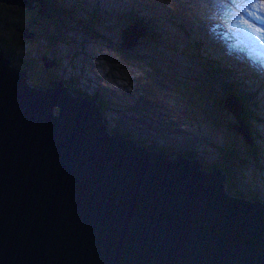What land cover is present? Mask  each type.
I'll return each instance as SVG.
<instances>
[{
    "label": "water",
    "instance_id": "water-1",
    "mask_svg": "<svg viewBox=\"0 0 264 264\" xmlns=\"http://www.w3.org/2000/svg\"><path fill=\"white\" fill-rule=\"evenodd\" d=\"M0 1L50 16L46 0ZM25 68L0 50V264H264V202L113 125L86 90L30 86Z\"/></svg>",
    "mask_w": 264,
    "mask_h": 264
},
{
    "label": "rangeland",
    "instance_id": "rangeland-1",
    "mask_svg": "<svg viewBox=\"0 0 264 264\" xmlns=\"http://www.w3.org/2000/svg\"><path fill=\"white\" fill-rule=\"evenodd\" d=\"M57 2L65 22L61 37L54 25H47L41 31L39 29L44 27L45 21L43 24L28 23L26 14L13 11L14 19L11 11L8 13L11 17L7 18L8 10L0 7V19H7L2 25L10 26L9 33L15 39L12 54L15 53L14 57L18 53L21 55L23 61L19 67L27 66V80H37L34 74L29 73L33 58L40 65V62L43 64L42 55H47L46 59L52 58L53 62L46 66L45 75L48 72L59 74L61 79L88 93L109 97L106 101L109 108L103 113L113 125L159 145L166 143L178 148L187 143L196 144L201 166L217 160L228 167L223 158L227 159L232 164L230 174L235 179L230 188L246 196L256 193L264 201V57L255 54L253 50L257 49L251 48L253 55L261 58L254 57L245 47L257 44L251 42L246 33L253 41L259 32L264 37V24L252 26L253 21L263 20L261 15L264 11H258L250 19L247 17L253 15L258 7L264 9V0ZM141 4L144 6L142 10ZM129 6L140 14H147L153 26L150 27L151 33L145 31L135 43L122 48L119 43L132 39L129 30L124 39L121 37V29L130 25L121 24ZM92 9H100L108 18L103 19V15L96 20L103 22L94 24L93 19L87 16ZM154 12L159 15L156 19L153 18ZM19 17L23 18L22 23L27 22L36 29L35 34L16 37L15 29L23 34V29L15 24ZM116 18L121 22H116ZM235 20L245 21L248 28V31H235L234 35L238 36L237 43L234 42L236 48L221 37L219 31L220 27L223 28L227 36V31L235 27ZM2 25V44L13 46ZM138 29L141 28L133 27L136 32ZM53 34L55 37L52 39ZM239 41L245 45L241 49ZM205 59H214L224 67L231 64L239 66L241 70L235 75L245 82L241 88L255 92L254 119L257 121L252 127L258 134L256 158L246 145L251 143L247 141V133L234 128L235 125L242 126L234 113L222 104L226 93L219 89L218 76L213 73L217 77L213 80L201 67L205 65ZM23 62L26 65H22ZM220 97L222 105L218 101ZM219 150L222 151L218 153Z\"/></svg>",
    "mask_w": 264,
    "mask_h": 264
},
{
    "label": "trees",
    "instance_id": "trees-1",
    "mask_svg": "<svg viewBox=\"0 0 264 264\" xmlns=\"http://www.w3.org/2000/svg\"><path fill=\"white\" fill-rule=\"evenodd\" d=\"M46 2L48 3V10L51 11V15L52 18H50V16L45 17L43 20L45 21V25L44 27L41 26L39 30L44 31L45 27L47 25H54L55 26V30L57 31V35L59 37H61L62 35V29L65 26V22L63 21V19L61 18L60 15V11H62V8H60L56 3L57 0H46ZM79 3V1H77ZM0 7H4L5 9L8 10L6 17H11L8 13L13 14V12L15 13H20V15L26 14L27 15V22L30 23V19H31V15L32 12L30 10H25V9H20L18 7L17 4H10V3H2L0 1ZM141 10L144 8V6L141 4ZM13 11V12H12ZM64 11V10H63ZM127 14L123 15V21L121 24H132V25H137V26H142L143 30H146L147 32L151 33L150 31V27L153 26L152 21H150L149 16L147 14H140V12H136L133 6H129L127 11ZM13 19L15 17V14H13ZM104 15V13L100 10V9H92L89 10V14L87 13L88 18L93 19V23H102V20H99L96 22V20L98 18H102V16ZM57 17H59V19H57ZM159 15L158 13L154 12L153 13V18L156 19L158 18ZM107 16H103V19H107ZM6 18L3 17L0 19V25L4 24L6 22ZM23 21L22 17H19L18 20L15 22V24H21ZM43 21V22H44ZM116 22H121L120 18H116L115 19ZM42 22V24H43ZM8 25V24H7ZM3 26L4 28V33L8 36H10L11 41L13 42V46H9L7 44L3 45L2 44V36L0 35V49H3L4 52V56L5 58H7L9 60L10 55H12V53L14 52V42L15 39L14 37H12V35L9 33V27L10 26ZM90 27V23L89 26ZM16 31V37L18 38V30L15 29ZM2 33V34H4ZM55 37V34L52 35V39ZM1 44L3 45V48H1ZM5 49H8L9 54L7 56V53L5 52ZM16 52V51H15ZM10 64V61H9ZM11 66H13L12 64H10ZM22 65H26L25 62L22 63ZM204 70H206L207 72H209V76L212 77L213 80H215V78H217L216 76H218L219 81H220V86L219 89L223 92H225L226 94L223 96V100L226 97L232 98L236 101L237 103V108H238V121L239 124H241L243 131H245L247 133V141H251L250 144H246L249 147L250 153L253 157H257V153H258V147L256 145V138H258V134L255 132V129H253L252 125L255 124V122L257 121V119H254V115H255V111H256V107H255V97L253 95V93L255 94L254 91H251L250 89H246L243 90L241 88V84H245V82H243L242 77H240L239 79L237 78V76L235 75V68L230 66L227 70L226 67H224L221 63L211 59V60H206L205 59V65L201 66ZM19 68V67H17ZM213 71V72H212ZM213 73L216 75L214 76ZM225 77V80L223 79ZM31 85V84H30ZM71 88L76 89V86L70 84L69 85ZM214 92V90H213ZM90 95H92L95 100L98 102V104L101 106V109L103 110L102 107L106 106V101L109 100V97L107 95L105 96H101L96 92L93 93H89ZM213 95V93H212ZM211 95V96H212ZM211 99V97H210ZM223 100H222V104H223ZM218 101L221 104V97L220 99H218ZM221 104V105H222ZM210 107H212V105H210ZM255 107V108H254ZM251 139V140H250ZM161 148H163L164 150H166L167 152H169L171 155L175 156V157H183L185 159H190V160H196L198 163L200 162V156L197 154V145L196 144H191V143H187V145L184 146H180L178 148H174L172 144L169 145H158ZM222 150H219L218 153H220ZM232 158V155H229ZM230 158V159H231ZM223 160L226 161L227 166L226 167L224 165L223 162L221 161H217V160H212L210 161L207 165L205 166H201V168H205V169H211V168H219V170L221 171V173L223 174V186L224 188L232 195L237 196V197H241V198H245L248 200H261L260 196L257 195L256 193H250L248 196L244 195L243 193H240L239 191H235L232 190L230 187L233 186V184L235 183V179L232 178L231 174H230V166L232 165L230 163V161H227V159ZM231 190V191H230Z\"/></svg>",
    "mask_w": 264,
    "mask_h": 264
},
{
    "label": "bare ground",
    "instance_id": "bare-ground-1",
    "mask_svg": "<svg viewBox=\"0 0 264 264\" xmlns=\"http://www.w3.org/2000/svg\"><path fill=\"white\" fill-rule=\"evenodd\" d=\"M260 10H262V11H264V9L263 8H257L256 9V12L253 14V15H248L247 17L250 19V18H252L253 16H256V14L258 13V11H260ZM262 17V19L264 20V14L263 15H261ZM263 20H259V21H253L252 22V26L253 25H261V24H264V22H263ZM222 24V23H221ZM226 24V23H225ZM233 25H235V27L234 28H230L227 32H228V35L226 36V33L224 32V30H223V28H221L220 27V29H219V31L222 33V34H220V36L221 37H225V39H227L228 40V42L232 45V44H234V42H236L237 43V38H238V36H235L234 35V33H235V31H237V30H240L241 31V29H247V31H248V28L246 27V23H245V21H243V20H235V22H234V24ZM225 27V26H224ZM264 27V26H263ZM216 28V27H215ZM123 29L124 30H126V29H128L129 30V34H130V36L132 37V39H133V42L135 43L136 42V40H137V38L140 36V35H143V33H145V31L146 30H143V29H138L137 30V32L136 31H134L133 30V28L132 27H130V26H126V27H124V28H122L121 29V35H122V32H124L123 31ZM140 30H141V32H140ZM242 31H244V30H242ZM246 33V32H245ZM247 34V37H248V39L251 41V42H253V43H257V44H255V45H252V46H248V45H241V42L239 41V49H241L243 46H245L246 47V49L253 55V53L251 52V48H255V49H257L256 51L255 50H253V52L255 53V54H258V55H262L263 57H264V48H262L261 46H264V37L262 36V35H259L260 34V32H259V34L257 33L256 34V36L254 35V37H255V41H253V39L251 38V37H249L248 36V34L249 33H246ZM260 44V45H259ZM235 45V44H234ZM234 45H232L234 48H236V45L234 46ZM254 57H256V58H261V57H259V56H255V55H253ZM264 59V58H263ZM256 98V97H255ZM147 111V110H146ZM149 112V111H148ZM146 113V112H145ZM145 115V114H144ZM148 115H149V113H148Z\"/></svg>",
    "mask_w": 264,
    "mask_h": 264
},
{
    "label": "flooded vegetation",
    "instance_id": "flooded-vegetation-1",
    "mask_svg": "<svg viewBox=\"0 0 264 264\" xmlns=\"http://www.w3.org/2000/svg\"><path fill=\"white\" fill-rule=\"evenodd\" d=\"M24 9L30 10L32 12L30 23H42L44 21L43 19L47 16V15H43L40 17L38 11L31 7L29 8L25 7ZM19 28L23 29V34L18 33L19 35L18 37H27L29 34H35L36 32V29L31 28L27 22L19 24ZM5 52L7 53V56H8L9 54L8 49H5ZM14 55L15 53L10 55L9 61L13 64L18 65L16 67H19V64L21 63V61H23V59L19 53L17 57H14ZM30 63L31 62L29 61V64ZM45 69H47L46 66H43L41 62H40V65H38L35 59L33 58V62L29 68V73H32L35 75V77H37V80H36L37 84L34 85L35 87H38V88L46 87L47 84L49 83L48 80H52V78H56L57 76H59V74H55V73L50 74L49 72L45 75V71H46Z\"/></svg>",
    "mask_w": 264,
    "mask_h": 264
},
{
    "label": "clouds",
    "instance_id": "clouds-1",
    "mask_svg": "<svg viewBox=\"0 0 264 264\" xmlns=\"http://www.w3.org/2000/svg\"><path fill=\"white\" fill-rule=\"evenodd\" d=\"M57 5H58V3H56ZM20 9H24L26 6H18ZM48 5L46 6V11L47 12H49L50 13V15H51V11H49L48 10ZM27 8H29V7H27ZM126 11H127V9H126ZM112 14V13H111ZM141 14H143V13H141ZM47 17V16H46ZM42 24V23H41ZM124 25V24H123ZM126 26H130V27H134V26H137V25H132V24H130V25H126ZM141 29H143V27L142 26H139ZM128 31V29H126L124 32H127ZM1 50V49H0ZM1 53L4 55V52H3V49L1 50ZM43 57H44V59H43ZM47 58V55H42V59H43V66H47V65H50V64H44V61H50V60H53L52 58L51 59H49V60H47L46 59ZM209 60H211V59H209ZM214 60V59H213ZM57 62V61H56ZM10 64H12L11 62H10ZM13 65V64H12ZM19 65H21V64H19ZM230 66H232V67H234L235 68V70L236 71H240L241 70V68L239 67V66H237V65H235V64H231V65H228L226 68H227V70H228V68L230 67ZM12 67H16V66H12ZM22 67V66H21ZM17 68V67H16ZM20 68V67H19ZM25 73H26V75L25 76H28V74H27V70H25ZM57 79H60V80H62L63 81V83L65 84V85H67L68 87H70L69 85H70V83L68 82V80H63V79H61L60 78V76H57L56 77ZM25 80H26V82L30 85V86H34L35 84H37V82H31V81H29V80H27L26 79V77H25ZM48 85H49V83L47 84V86L46 87H48ZM35 87V86H34ZM71 88V87H70ZM77 89H80L79 87H76ZM93 93V92H92ZM227 98V101H230V99L228 98V97H226ZM227 101H224L223 100V104H224V102H227ZM225 106V105H224ZM103 108V110L102 111H105L107 108H109V106H104V107H102ZM226 108V107H225ZM227 109V108H226ZM239 128L241 129V130H243V128L242 127H240L239 126ZM170 142V141H169ZM166 144V143H165ZM165 144H161V145H165ZM157 145H159V144H157ZM166 145H168V144H166ZM196 163H197V161L196 160H194Z\"/></svg>",
    "mask_w": 264,
    "mask_h": 264
}]
</instances>
